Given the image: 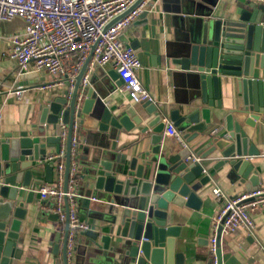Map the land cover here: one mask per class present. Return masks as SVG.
Here are the masks:
<instances>
[{"label":"water","instance_id":"1","mask_svg":"<svg viewBox=\"0 0 264 264\" xmlns=\"http://www.w3.org/2000/svg\"><path fill=\"white\" fill-rule=\"evenodd\" d=\"M143 1L138 0L107 29ZM198 1L209 5L210 12L190 14L188 40L174 57L158 60L161 66H175V72L198 92L195 100L200 103L196 107L187 110L185 107L189 105H184L172 111L169 118L188 144L213 125L212 109L222 108V88L236 85L242 104L224 118L221 137L213 136L198 155L201 162H189L188 158L193 155L189 145L184 148L163 142L166 125L157 105L144 103L142 109L110 105L108 97L116 88L111 89L104 83L83 87L90 56L76 77L74 88L63 89L58 96L39 105L38 119L30 120L27 129L0 134V264H24L22 223L35 199V191L28 188L42 168L46 182H52L55 162H48V158L59 155L63 144L66 145L64 191L68 193L75 123H78L81 141L76 180L79 167H86L75 194L79 215L96 219L98 213L91 209L92 201L119 207L112 215L113 232H80L89 238L87 245L96 264H179L176 254L179 230L169 225L170 205L196 206L198 194L213 180L202 164L212 157L219 158L216 170L223 166L230 168L229 178L235 176L243 184L249 181L252 188L262 184L259 171L252 163L260 153L250 144L248 130L244 128L255 129L264 123V79L255 76L256 70L264 71V4L245 0L237 4L235 18L220 19L214 15L216 3ZM147 15L145 11L140 21ZM112 77L115 80L116 76ZM18 79L15 86L20 88H32L40 81L37 73L25 71H21ZM7 81L8 78L0 79V90ZM133 132L137 134L135 142L142 135L150 136L149 152L129 153L133 142H128L126 135ZM19 184L26 189L23 195ZM65 211L62 257L63 264H68V197ZM61 237L59 233L53 246L56 256Z\"/></svg>","mask_w":264,"mask_h":264},{"label":"crops","instance_id":"2","mask_svg":"<svg viewBox=\"0 0 264 264\" xmlns=\"http://www.w3.org/2000/svg\"><path fill=\"white\" fill-rule=\"evenodd\" d=\"M151 3L148 15L144 20H137L126 29L121 39L135 50L142 63L138 76L143 86L154 98L155 105L162 111L165 120H169L170 113L179 110L184 105L188 109L196 107L200 101L195 100L198 92L194 90L187 79L175 72L176 67L170 65H159V57L165 59L167 56L174 57L180 47L188 40L187 24L190 14L203 15L210 12L209 5L194 0H147ZM216 3L214 15L220 19L235 18L238 10L237 4L245 0H207ZM26 23L21 19L10 22H0V79L8 78V81L0 90V134L19 132L27 129L30 120L38 119V107L51 97L58 96L63 89L69 88V76L60 78L50 77L47 74H38L39 82L32 88L16 87L21 73L20 67L10 60L6 55L10 47V40L17 34L22 33ZM86 76L88 85L102 86L107 84L111 89H117L108 97L110 105L119 107L131 106L135 108L145 107L144 103H135L129 95L122 90L123 83L117 77L116 71L111 65L104 67H92L90 65ZM112 76H116L115 80ZM255 76L264 79V71L256 70ZM55 80L65 83L62 87L53 86ZM117 84H119L117 86ZM51 85L50 87H48ZM20 92L19 94H17ZM222 108L212 109L213 125L194 139L189 145L192 153L199 155L211 142L213 136L221 137L224 132V118L241 107L242 95L238 92L236 85H225L222 88ZM248 130L250 144L259 151L260 156L253 159L252 163L259 171V176L264 186V123H260L255 129ZM48 135L50 130L47 132ZM164 133V132H163ZM136 132L126 135L128 142H133L129 153L140 155L149 152L152 145L150 136H140L136 140ZM164 136V134H163ZM166 145L178 144L174 139L164 137ZM86 147V146H85ZM91 149L92 147H87ZM53 151V150H48ZM62 151L66 152L63 144ZM217 155V154H216ZM219 155V152H218ZM219 157V156H217ZM219 158H210L202 164L206 173L212 177V182L198 194L199 202L196 206L170 205L168 214L169 225L178 227L179 237L176 242V254L179 255V264H210L209 238L214 216L218 210L219 202L213 193L215 188H220L229 198H235L247 191L253 190L249 181L241 183L237 177L229 178L230 168L223 166L218 170ZM79 178L75 182L74 194L79 191L81 176L84 175L85 166H80ZM49 184L45 180L44 169L36 172L31 181L29 190L37 191L42 185ZM21 189V184H19ZM26 189L21 190V195ZM81 192V191H80ZM50 200H41L35 192V199L28 207L26 219L22 223L25 229L24 264H63L62 247L66 223H61L48 207ZM91 209L97 211L96 219L83 217L94 225L92 231L109 234L113 227V213H117L119 207L109 206L104 203L92 201ZM253 219L256 224L254 234L245 229H238L234 234L223 238L221 260L222 264H264V210L254 213ZM115 233L119 229L115 227ZM113 232V231H112ZM59 233L60 238L59 255L53 254V246ZM89 238L78 234L76 239L77 252L75 253V264H96L95 258L88 247Z\"/></svg>","mask_w":264,"mask_h":264},{"label":"built area","instance_id":"3","mask_svg":"<svg viewBox=\"0 0 264 264\" xmlns=\"http://www.w3.org/2000/svg\"><path fill=\"white\" fill-rule=\"evenodd\" d=\"M264 4V0H252ZM138 0H0V22L21 19L25 30L12 37L7 57L26 73L47 74L60 78L69 76V88L73 89L75 79L90 56L92 67L111 65L123 82L122 90L135 103H152L154 98L143 86L138 76L142 63L135 50L123 42L121 36L151 3L144 0L127 16L107 27L119 16L129 11ZM89 65V67H90ZM89 69V68H88ZM53 86L62 87L63 81L55 80ZM87 87L88 78L82 83ZM49 85L48 87H50ZM18 92L17 94H19ZM164 137L174 139L182 147L188 143L174 123L165 120ZM78 123L74 124L68 193L64 191L65 153L48 158L54 161L53 180L35 191L41 200H50L49 211L66 223L65 198L68 197L69 241L68 264H74L76 237L80 232L92 231L94 225L84 220L75 203L74 187L78 174V153L81 141L78 137ZM66 130L62 138H66ZM189 162H201L198 155L188 158ZM22 190H24L21 187ZM219 207L214 216L209 238L210 264H222V240L245 229L254 234L256 224L253 215L264 210V186L247 191L229 199L220 188L213 190Z\"/></svg>","mask_w":264,"mask_h":264}]
</instances>
